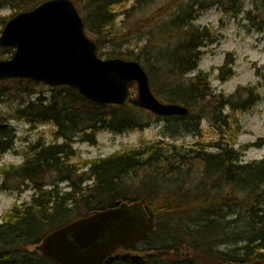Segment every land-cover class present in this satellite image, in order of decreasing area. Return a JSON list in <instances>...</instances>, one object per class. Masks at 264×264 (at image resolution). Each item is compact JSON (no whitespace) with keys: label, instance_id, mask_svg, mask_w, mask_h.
<instances>
[{"label":"trees","instance_id":"trees-1","mask_svg":"<svg viewBox=\"0 0 264 264\" xmlns=\"http://www.w3.org/2000/svg\"><path fill=\"white\" fill-rule=\"evenodd\" d=\"M43 1L0 0V9L8 7L12 17L32 10ZM130 1L132 3L125 10L127 15H134V12L135 15H145L158 0H72L87 34L96 40L91 38L97 45L99 56L138 62L148 75L151 92L157 99L184 106L190 113L198 107L204 111L211 106V119L217 128L222 129L223 141L218 140L210 146V151L215 150V154L158 143L95 160L80 172L71 163L75 141L95 145L101 130L120 135L140 129L145 125L144 110L131 105L94 106L69 87L53 88L49 99L38 97L29 101L17 111L18 117L29 125H52L55 128L54 141L38 140L30 144L23 163L3 173L0 189L19 191L28 184L33 194L30 202L14 205L3 216L0 264H54L35 250L45 235L75 219L113 208L119 202H141L144 205L153 223L146 242L153 227L164 232L165 237L160 238L169 241L157 247L150 245L146 251L152 257L146 264H159L160 258L170 254L193 259L207 256L214 264H264V159L250 164L240 162V155L224 140L227 135L233 137L234 132L227 116L222 114L229 104L235 111L250 108L254 103L253 93L248 90L243 99L239 88L232 96L236 97L233 101L215 98L207 76L194 73L202 48L214 41L211 32L197 27L194 21L200 12L221 0H169L176 8L167 19L161 20L158 14L154 23L143 28L146 39L142 52L127 51L124 54L112 50L109 54L102 53V42L99 41L108 36L110 30L107 29L115 20L113 7H126ZM255 9L264 17V0H259ZM148 20L146 16L141 18L142 22ZM6 21L3 20L2 24ZM227 66L225 63L223 69ZM225 72L231 74L230 69ZM220 80H224L223 76ZM9 82L37 84L28 80ZM186 128L195 131V126ZM14 140L13 131L0 123V154L11 150ZM194 167L199 169L200 180L188 182L190 169ZM141 174L144 180L169 175L176 182L182 180L179 191L174 192L177 204L154 206L157 198L154 185L145 190L142 187L147 182L140 181V187L136 185L135 180ZM63 183L67 188L65 192L59 189ZM224 215L234 218L224 221ZM173 229H180L186 236L188 252H181L183 246L179 244V237L167 238L168 233L175 231ZM149 242L152 244L151 240ZM112 264L128 263L115 260Z\"/></svg>","mask_w":264,"mask_h":264},{"label":"rangeland","instance_id":"rangeland-1","mask_svg":"<svg viewBox=\"0 0 264 264\" xmlns=\"http://www.w3.org/2000/svg\"><path fill=\"white\" fill-rule=\"evenodd\" d=\"M258 1L221 0L218 3L216 1L215 4L200 12L194 21L197 27L208 29L214 40L202 48L203 53L198 68L194 73H202L207 76L215 98L233 101L236 97L232 96L239 88L241 90L240 96L243 99L247 97L248 90L253 93L254 103L250 108L243 111H235L229 104L222 111V114L227 116V121L230 122L234 132L233 137L227 135L224 140L229 142L240 155L242 164L255 163L264 159V23L261 22H264V17L256 12L255 4ZM179 2L183 1L179 0ZM131 3L132 1L126 7H113L115 20L110 28L107 29L108 31L110 30L108 36L99 41L100 43L102 42V53L109 54L112 50L124 54L127 51H133L135 54L142 52L146 39L143 35V28L154 23V19L158 14L161 20H166L170 12L176 8L175 4L169 0H158L155 7L153 9L149 8L145 15H135V12L134 15L130 13L127 15L125 10L129 8ZM11 15L12 11L8 7L0 9V32L3 27L2 21L8 20ZM143 16H146L147 19L149 17L147 23L146 21H141ZM89 36L95 40L93 36ZM11 54L12 51L10 49L1 50L0 59H9ZM100 57L106 58L105 55H100ZM225 63L228 64L227 69H223ZM229 69L231 74L225 72ZM221 76L224 78L222 81L220 80ZM156 79L157 77H155V82L159 86ZM52 89L41 83L0 82V123L7 125L15 135L13 148L0 154V184L4 171L16 168L23 163L30 144L38 140L46 143L54 141L55 128L52 125H29L26 121L20 119L17 113L29 101H33L38 97L49 99ZM131 92L133 96H136L137 90L135 87L131 89ZM158 100L162 103H167L159 98ZM210 107L204 111H200L199 108L201 107H198L186 119L181 120H167L155 117L144 111L142 117L145 125L140 129L120 135L101 130L97 134L95 145L75 141L72 146L74 155L71 163L77 166L80 172H83L95 160L158 143H162L165 146L181 147L185 150H206L215 154V150L210 151V146L218 140H222L223 133L222 129L217 128L212 121ZM189 126H195V131L187 130L186 127L189 128ZM191 163L197 164L195 161H191ZM172 177L170 175L167 177L162 176L159 179L152 180L146 177V180H144L141 174L135 181L138 187H140V181L143 183L147 182V185L142 187L143 190L149 189L152 184L154 185L155 197H157L155 198L154 206L157 207L168 203L173 206L172 204H177L178 200L174 192L183 181L178 180L176 182L175 178ZM199 180V169L197 167L191 168L188 182H198ZM90 183L88 182L87 184ZM59 189L62 192L67 191L66 184H60ZM32 194L33 190L28 184L22 186L19 191L0 189V223L3 221L4 214L14 205L30 202ZM233 218L232 215H224V221H229ZM155 222H157V219ZM163 233L158 232L153 227L149 240L144 244L138 245L139 250L130 252L133 255H142L145 252L147 253L146 250L150 249V245L157 247L164 242H169L160 238V236L165 237ZM173 236L179 237V244L183 246L180 248L181 252H188L185 246L187 238H185L184 233L182 234L180 229H176L168 233L167 238L171 240ZM150 240L152 244H149ZM119 253L123 254L126 251L123 250ZM182 261H189L190 264L215 263L212 258L207 256H195V259H193L184 255L181 256V254H170L160 258L159 264H174Z\"/></svg>","mask_w":264,"mask_h":264},{"label":"water","instance_id":"water-1","mask_svg":"<svg viewBox=\"0 0 264 264\" xmlns=\"http://www.w3.org/2000/svg\"><path fill=\"white\" fill-rule=\"evenodd\" d=\"M0 49L12 50L9 59H0V82L17 79L69 87L94 106L130 104L159 117L189 114L184 106L157 100L138 62L99 58L71 0H46L13 16L0 32ZM134 86L133 98L129 90ZM149 228L150 217L141 202L118 203L47 234L35 250L54 264H110L118 257L143 264L139 255L112 254L141 242Z\"/></svg>","mask_w":264,"mask_h":264},{"label":"flooded vegetation","instance_id":"flooded-vegetation-1","mask_svg":"<svg viewBox=\"0 0 264 264\" xmlns=\"http://www.w3.org/2000/svg\"><path fill=\"white\" fill-rule=\"evenodd\" d=\"M148 233H149V231H148ZM148 233H147V235H146V237L141 241V242H139V243H137V244H135V245H130V246H126V247H123V248H120V249H118L115 253H113L112 254V256H116V255H120L121 253H119L120 251H126V253H130L131 255H133L130 251H133V250H139V248H138V245H140V244H144L145 242H146V240H147V238H148ZM141 251V250H140ZM142 252V251H141ZM135 255H138V254H135ZM139 256H141V257H143L144 258V262H143V264H146L147 263V261H148V258L149 257H152V254L151 253H144V254H142V255H139ZM115 260H121V261H123L121 258H114L113 259V261L111 262V264L115 261ZM123 262H125V261H123ZM128 264H130V263H128Z\"/></svg>","mask_w":264,"mask_h":264}]
</instances>
